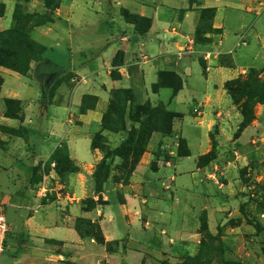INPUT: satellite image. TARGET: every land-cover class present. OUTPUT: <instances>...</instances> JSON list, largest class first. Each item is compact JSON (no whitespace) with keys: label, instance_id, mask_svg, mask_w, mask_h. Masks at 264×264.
<instances>
[{"label":"crops","instance_id":"0c3cea01","mask_svg":"<svg viewBox=\"0 0 264 264\" xmlns=\"http://www.w3.org/2000/svg\"><path fill=\"white\" fill-rule=\"evenodd\" d=\"M0 4V34L11 29L17 4L26 14L52 20L28 29L44 51L27 75L0 67V124L15 132L3 139L0 174L26 180L12 184V196L0 194V206L15 213L12 223L6 219L12 239L10 247L5 241L8 264H173L196 252L199 235L189 225L199 223V213L209 228L226 226L234 240L253 231L239 222L248 191L238 171L249 166L255 170L250 180H264V104L255 106L254 120L236 136L243 117L225 85L250 70L262 72L264 80V0H64L53 13L38 0ZM121 10L150 20L149 29L140 34ZM203 10L214 11L213 31L198 44ZM118 53L121 64L114 65ZM42 61L50 69L45 74L38 72ZM160 72L180 78L175 96L167 88L152 91ZM120 90H131L138 104L164 105L180 117L172 120L170 135L151 136L126 184L108 180L96 193L93 173L102 155L92 136L100 135L111 149L123 140L125 133L102 129L112 93ZM86 97L95 104L82 112ZM6 101L18 103L17 118L3 117ZM212 137L216 158L198 168L212 150ZM175 138L188 156L175 155ZM160 146L176 157L171 155L170 164L160 155L152 171ZM60 149L75 170L62 177L53 173L51 196L39 199L33 175H46L42 165ZM81 220L99 226L111 253L82 236Z\"/></svg>","mask_w":264,"mask_h":264},{"label":"rangeland","instance_id":"374dc122","mask_svg":"<svg viewBox=\"0 0 264 264\" xmlns=\"http://www.w3.org/2000/svg\"><path fill=\"white\" fill-rule=\"evenodd\" d=\"M38 1L43 5H44L45 1L49 2L50 5H54L57 1H59L61 3L64 0H38ZM16 6H20V8L22 10V7L20 4H17ZM44 7H45V5H44ZM50 12L53 13L54 11H50ZM124 12H126V11L121 10V15L123 18H124V16H123ZM22 13L24 15H29V14L24 13L23 11H22ZM33 14H37V13H33ZM30 15H32V14H30ZM39 15H42V14H39ZM13 26H14V22L12 23L11 29L13 28ZM30 26H33V24L29 23L28 29ZM91 29H94V28H91ZM96 30L100 33L104 32V29L102 27H97ZM27 33H28V31H27ZM195 42H196V40H195ZM55 52H60V50L57 47H55ZM119 61L121 62V56H120ZM46 65H47V62L42 61V66H40L38 68L39 69L38 72L42 71L41 73L45 74L46 69L49 71L50 70L48 68L49 65L48 66H46ZM251 71L252 70H250L244 76V78L239 79V81L245 82L248 80L250 82V80H253L254 74L251 73ZM256 72L260 73V75L262 74V72H258V71H256ZM168 73H170V72H168ZM259 79H260V82L259 83L254 82V86H256V85L257 86H264V80L261 79L260 76H259ZM167 82L168 81H166V83ZM233 89L236 90L235 87ZM237 96L239 97L240 94L237 93ZM119 100H121V102H122L123 97L120 96ZM135 100L137 102L136 96H135ZM112 101L115 104V108H113L111 110V112L108 114L106 124L109 127L110 126L121 127V117L123 116L124 128H123V130H121L119 132H123L125 134L123 135V140L120 142L119 146H117L114 149H111L110 146H108L107 143L105 141H103V138L100 135L94 134L92 136L94 149L98 150L100 152V154L102 155V160L96 166L95 172L93 173V179H94L95 173H97L98 175L100 173V170L98 169V166L100 164L105 165V167L107 168V171H108V175L106 176L105 180H104V177L106 174L105 171L101 176L100 175L98 176V178H99L98 183H95V180H94V191L96 193L101 192L103 185L106 182H108V180L113 181L114 183L115 182H118V183L121 182L122 184H126L129 181V179L131 178L133 172L136 170L137 166L139 165L140 160H141L142 156L144 155V153L147 151L146 149L148 146V144H147V146L144 150H141V148H136L134 146V142L137 140V133H138V130L140 128V124L131 122L128 119V111H129L130 104L129 103L126 104V107H125L124 112H123V108H118V107H120V104L122 105V103L119 104L118 102H115L113 98H111L110 102H112ZM244 102H245V98H240L239 105L240 106L243 105ZM146 103H148V102H146ZM87 105H89V106L92 105V101L88 100ZM256 105H258V104L253 105V108H252L253 116H254V108ZM83 106H84V102H83ZM235 106L238 108L237 105H235ZM150 107L152 109H160V110H163L165 112L171 113L168 110H166L164 105H158L156 107H152L150 105ZM16 110H17L16 105L12 104L9 106L10 112L13 113ZM238 111L240 112L239 108H238ZM6 113L7 112H5L3 117H7ZM150 117H151V115H148V114L146 116L141 115L139 119L141 122L147 123ZM152 118L153 119L155 118V120L157 121V125L159 127H162L163 125L166 126V124H167V123H165V124L161 123V117L160 116L157 117L156 115L153 114ZM127 126H128V128H127ZM171 128H172V126H171ZM171 128H170V130L169 129L168 130H162V132H154V133H152V135L153 134L170 135L171 131H172ZM107 132H110V131L107 130ZM110 133L117 134L118 132H110ZM14 134H15L14 131H12L11 129L0 124V151H3V154L5 152V149H4L5 143L3 141L7 137H10ZM211 141H212L211 143H213V145H215V142L213 141V137H212ZM173 144L177 146L176 147L177 151H176L175 155L177 157H180V154H182V152H184V146H185L184 143L182 142V140H180V138H175ZM161 146L159 147V149H160L159 152L157 154H153L151 163L149 164V169L152 171H154L156 169V165H157V162H158L160 155L163 158V159H161L163 162H167V163L172 164L171 163L172 162L171 157L173 155L167 151L163 152L161 150ZM60 150H62V149H60ZM210 153H213L214 158H216L215 157V146L214 147L212 146V150L207 155H209ZM62 155H63V153H62ZM176 156H173V158ZM205 156H203V157H205ZM182 157H186V156H182ZM214 158H213V160H214ZM210 162H212V160L211 161H203L202 163H199V161H198L196 163V167H198V168L202 167L203 165L209 164ZM60 165L61 166L58 169V165H56V163L54 161H50L46 165L45 164L42 165V168L46 171L45 172L46 175H42V176H39L38 174L33 175V180H34L33 184H35V186H34V196L35 197H38L39 199H45V198H48L49 196H51L50 195L51 190H49V187L53 184V181H55L53 173H56L57 175L62 177L63 172H65L66 169L71 170V171H73L75 169L72 164L67 166L63 163H60ZM252 171H255V170H253V168H250L249 166L242 168L241 170L238 171V174L240 175V177H242L241 180H242L243 184L247 187L246 189L248 191V193L245 194L247 197L248 203L242 205V207L239 209V212L242 216L240 218L239 222L244 223L246 226L253 228V231L257 235L263 234L260 237L261 238L263 237L262 239L264 240V180L261 181L259 184L257 182L254 183V181L250 180L251 177L248 176V174L251 173ZM25 172H27V171H25ZM48 177H53V178H48ZM18 179H19V181H18ZM18 179H16V177L14 178V176L12 174L5 175V174L1 173L0 174V194H2V195L7 194V196H12V194H9V193L10 192L14 193V190H13L14 186H12V184L14 182H16V180L18 181L17 186H20L22 184H26L25 176H20ZM249 180H250V184H248ZM43 182L45 183L44 188L47 190V192H45L44 194H43V192H39V190L42 189L41 184H43ZM40 195H42V197ZM216 198H218V195H216ZM91 202L92 201H90V200H87L86 202H84V204L86 205L84 208L89 209L92 206ZM2 210L4 211L3 213L5 214L8 222L12 223L13 218H14V214H15L14 211L10 207H4L3 208V206H2ZM200 217H201V215L199 213L198 218H197V219H199V223L196 226H194V224L189 225V229H191L192 232L197 230V233L199 235L196 252L193 255L185 256V257L183 256V257L177 259V261H173L172 262L173 264H182L185 261H187L188 259H193V258H195V261L189 262V264H259L260 258L262 260V264H264V255H263L264 254L263 253L264 241L260 237L255 238V236H257V235L254 234L253 231H251L249 233L242 232L241 234H238L239 239L234 240V239H232V237H234V234H233V236L227 234L228 229H226L227 228L226 226H224L222 228L218 227L216 229V225H217V223H216L215 225L212 224V226L209 228V226L206 224L205 217H203V216L201 218ZM78 228L81 229L82 236H87V237L92 238L98 246L105 247L106 250L110 253L113 251V245L110 244V246H109L108 244L107 245L105 244V242L102 238L101 230H100L98 225L93 224V223H89L88 221L86 222V221L81 220L78 222ZM101 239L104 242L103 244L101 242ZM6 242L8 244V247H10L9 244H11V242H12L11 235L7 236ZM7 252H8V250L5 249L3 254L0 256V264H8L9 259H8V255H7L8 253ZM163 263H168V262H163ZM168 264H170V263H168Z\"/></svg>","mask_w":264,"mask_h":264},{"label":"trees","instance_id":"16d2710c","mask_svg":"<svg viewBox=\"0 0 264 264\" xmlns=\"http://www.w3.org/2000/svg\"><path fill=\"white\" fill-rule=\"evenodd\" d=\"M58 2V3H57ZM54 5H50L49 2L45 1L44 5L45 8L48 11H55L60 2L57 1ZM4 14V6L0 4V17H2ZM214 11L212 10H203L200 14V21L198 24V27L195 32V40L196 43H204L205 39L204 36L207 33H211L212 27H211V21L213 19ZM124 19L126 22L131 23L134 25L136 31H138L140 34L146 32L150 27V20L142 19L137 16H133L128 14L127 12L123 13ZM13 22L14 26L12 29H10L8 32L0 34V67H3L5 69L11 70L13 72H16L21 75H27L29 72V65L32 62H40L43 55V48L35 44L33 41L30 40L28 37V25L29 23H32L33 26H40L45 23L51 22V19L47 15H39V14H32V15H24L22 13V10L20 6H16L13 13ZM121 54H117L114 58L113 64L119 65L121 62L119 61ZM251 73L254 74V79L250 80V82L247 80L245 82L239 81V79L228 82L225 86L226 91L232 98L235 105L238 106L240 113L243 117L242 125L240 126V129L236 136L254 119L252 108L255 104H264V86H254V82L259 83L260 79V73H257L256 71L252 70ZM113 78H117L118 76L116 74H112ZM166 81H168L166 83ZM2 85V79L0 78V87ZM182 87V82L180 78L174 74V73H168V72H160L158 74V82L152 86V91L157 92L160 88H167L172 91V96H175ZM235 87L236 90L233 88ZM237 93L240 94V96H237ZM120 96L123 97V101L121 102ZM112 98L115 102H118L120 104V107L123 108L126 107V104H130L129 111H128V119L131 122L139 123L140 128L137 133V140L134 142V146L136 148H141V150H144L148 144V141L154 132H162V130H170L172 126V120L174 118L180 117L177 114L174 113H168L160 109H152L148 103L145 104H138L135 100V96L131 90H120V91H114L112 93ZM240 98H245V102L243 105H239ZM92 101V105H87V101ZM84 106L82 105V112L87 110L88 108L92 109L95 104L94 98L86 97L83 100ZM7 106V118H17V111H18V103L12 102V101H6ZM16 105L17 110L15 112L9 111L10 105ZM115 108V104L112 102L109 103V107L107 112L104 114V117L102 119V129L103 130H109L110 132H119L123 130L124 128V122H123V116L121 117V127H115V126H108L106 124L107 116L111 112V110ZM151 115L148 122H141L140 116H146ZM156 115L157 117H161V123L166 124V126L159 127L157 125V121L155 118L153 119L152 116ZM212 146L214 147L213 143ZM181 151V150H180ZM63 153V155H62ZM182 156H188V152L186 151V147L184 146V152L180 154V157ZM214 155L213 153H210L209 155H206L205 157H201L199 159V163H202L203 161H211L213 160ZM51 161H54L56 165H58V169L61 166L60 163H63L65 165H70L71 162L68 160V158L65 155L64 150H58L53 157L51 158ZM98 169L100 170L99 175L101 176L105 171V177L108 175L107 168L105 165L100 164L98 166ZM75 170V169H74ZM73 170V171H74ZM98 170V171H99ZM65 171V170H64ZM66 171H71L66 169ZM102 172V173H101ZM96 174V175H95ZM94 174V180L95 183L99 182L98 174ZM101 238V237H100ZM102 244L104 243L101 239ZM203 245V244H202ZM264 253V251H263ZM264 255V254H263ZM195 261V258L188 259L182 264H189V262ZM168 264V263H163Z\"/></svg>","mask_w":264,"mask_h":264},{"label":"built area","instance_id":"2783aa9c","mask_svg":"<svg viewBox=\"0 0 264 264\" xmlns=\"http://www.w3.org/2000/svg\"><path fill=\"white\" fill-rule=\"evenodd\" d=\"M45 183L43 182V184H41V190H39V192H43V194L45 192H47V190L44 188ZM42 197V195H40ZM9 228H8V224L6 221V217L3 213L2 207L0 206V256L3 254L4 252V248H5V241H6V237L8 234Z\"/></svg>","mask_w":264,"mask_h":264}]
</instances>
